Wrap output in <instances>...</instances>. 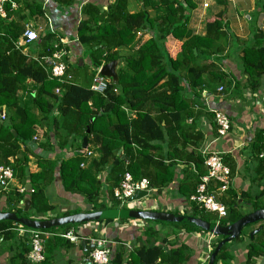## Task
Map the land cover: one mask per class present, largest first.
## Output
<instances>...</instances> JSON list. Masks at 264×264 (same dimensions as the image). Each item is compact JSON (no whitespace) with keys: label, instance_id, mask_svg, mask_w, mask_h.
I'll use <instances>...</instances> for the list:
<instances>
[{"label":"trees","instance_id":"1","mask_svg":"<svg viewBox=\"0 0 264 264\" xmlns=\"http://www.w3.org/2000/svg\"><path fill=\"white\" fill-rule=\"evenodd\" d=\"M57 1L64 5L73 2ZM159 2L157 16L161 18L156 19L150 18L146 9L129 13L123 0H116L113 6L102 13L89 5L84 6L83 11L88 16L81 20L78 26L77 41L87 49L92 68L98 67L102 61L118 60L120 57L113 49L131 44L137 31H156L133 56L123 58V65L116 69L117 83L109 81L104 94L90 89L92 70L87 84H80L74 79L75 74L66 55L63 60L68 65L66 74L71 75V81L61 83L57 79L49 78L48 64L15 49L14 41L21 36L23 27H19V23L14 21L7 22L6 18L1 19L7 34L0 36V112H5V119L0 121V164L8 165L9 157L16 158L14 162H18V165L16 169L13 168V173L21 181L27 177L32 184L30 201L36 215L54 210V206L49 204L45 196L44 185L47 180L52 179L56 167L64 189L84 196L85 203L93 206L92 210L106 207L105 204H96L104 181H112V186L116 187L125 171L135 180L147 178L150 187L159 190L168 186L174 178L175 164L172 161L192 162L197 175L194 179L186 177L179 184V191L187 197L195 191L199 177L206 173L202 154L196 149L184 151L183 122L194 115L184 94V85H188L195 91V95H199L198 91L200 92L203 85L210 87L217 83H229L225 81L226 76L222 71L210 70L212 63H198L201 59L207 61L211 54L221 52L223 24L221 20L215 19L206 24L204 36H192L187 29V0ZM7 6L8 4L5 7L9 9ZM36 7L37 11L33 14H42L40 8ZM260 10L264 12V1ZM169 35L176 39L187 37L174 58L170 57L164 47V41ZM59 39L50 32L40 38V44H44L43 56L52 54L56 42L58 47L66 51L70 46L74 47L70 44L62 45L58 42ZM51 41L53 42L50 43ZM261 45L262 42L246 48L242 56L243 72L248 75L245 86L251 91L258 89L259 78L264 74V46ZM96 46L100 48L95 50ZM98 50H104L105 53H101L102 56H93V52ZM73 65L79 67L77 62ZM182 72L185 78L182 77ZM27 80L33 82L34 92L26 87ZM57 87L60 90L58 94L55 93ZM24 92L27 95L26 99L22 100ZM127 112L134 113L135 116L131 117ZM37 125H44L47 129L44 134L46 145L42 146L43 148L52 149L50 140L53 135L58 140L60 149L73 147L74 154L60 162H51L44 156L42 162L38 161L41 170L31 173L27 169L28 146L34 149L35 141L39 140L36 135ZM84 137L91 152L88 156L81 148ZM249 146L250 166L247 169L252 174L251 184L259 185L257 183L264 182V157H259L264 149L263 128L256 133ZM121 150L124 151L123 159H128L127 164L125 160H120L121 154L119 156L118 153ZM224 162L230 167L233 177V165L227 159H224ZM103 170L107 171L104 181L100 175ZM15 172H18V175ZM231 185L232 183L225 192L218 195V200L227 209L226 215L219 221L222 225L230 224L248 212L264 206V185L255 195L251 190L238 194ZM16 194L22 199L23 195ZM244 203L251 205L249 210L243 209ZM203 212L200 217L210 221ZM70 213L72 212H66L64 216ZM174 224L189 230L206 232L192 225ZM12 225L19 224L0 222V235L4 240H18L22 250L16 253V259H20V264H29L26 260L30 248L28 234L16 232ZM71 226L64 225L61 229L64 228L65 231ZM58 228L53 227L48 231ZM145 235L149 241L156 233L152 228H148ZM246 236L241 233V240ZM55 239H60V236H55ZM247 240L246 263L253 264L255 258L264 255V221L252 239L248 233ZM47 244L49 245V242ZM10 249L14 247L11 246ZM129 255L130 259L126 264H185L188 258L182 247L167 252L153 244H144ZM231 256L225 244L215 257L214 264L219 261L227 264ZM124 259L122 252L118 251L110 261L111 264H124ZM39 264H51V259L45 256V260Z\"/></svg>","mask_w":264,"mask_h":264},{"label":"crops","instance_id":"2","mask_svg":"<svg viewBox=\"0 0 264 264\" xmlns=\"http://www.w3.org/2000/svg\"><path fill=\"white\" fill-rule=\"evenodd\" d=\"M115 1L73 0L69 5H64L57 0H13L16 7L11 8L10 4L7 3L9 9L6 8V17H0V36L7 34L6 27L1 19L6 18L7 22L14 21L19 23V27H23L21 36L25 30V26H30L37 33L38 39L30 46L28 45L23 48L22 51L29 57L36 58L43 57L44 44H40V38L44 37L47 32H50L55 37L70 41V45L74 46H70L67 51L70 63L74 64L77 62L79 66H83L85 63L81 56L83 47L77 41L78 26L81 20L86 19L88 16L84 13L83 8L85 5H89L97 9L99 13H102L113 6ZM263 1L187 0V14L189 16L187 29L190 35L202 37L206 34V24L208 22H212L215 19L221 20L223 24L221 52L211 54L207 61L201 59L198 63H212L213 66L210 67V70L216 71L217 69L222 71L224 76H226L225 81L227 80L229 83L225 85L217 83L210 87L203 85L200 92L198 91L199 95H195V91H192L188 85H184V94L188 103L191 104L194 113L193 117L186 118L183 122L182 129L185 137L182 140L185 145L184 151L196 149L201 153L204 148H207L208 151L220 153L223 160L227 159L233 165L231 186L238 194L241 191L251 190L252 194L255 195L264 185L257 187L252 185V174L247 169L250 166L249 143L260 129H264V74L259 78L258 89L251 91L245 86L248 75L243 72L242 65V56L246 48L257 46L261 42V46H264V12L260 10ZM144 2L146 3V8ZM123 3L129 13H136L146 9L150 18H161V16H157L160 8L159 0H123ZM30 4H32L31 7H29ZM36 6L40 8L42 14L37 12L33 14V12L37 11ZM155 32L154 29L137 31L136 37L131 44L113 49L120 57V60H117L116 69L118 66L123 65V58L133 56L140 46ZM185 40H187V37L183 39H176L172 35L166 37L164 47L170 57L174 58L177 55L181 50L182 42ZM99 48L98 46L94 47L95 50ZM194 52L196 53L195 48ZM104 53L105 51L103 50L102 55ZM85 59L91 67L90 55L88 54ZM100 60H102V57ZM91 69L93 68L91 67ZM181 74L185 78L184 73L182 72ZM74 79L76 80V75ZM27 86L34 92L31 80H27ZM26 95L27 93L24 92L22 100L26 99ZM213 111L224 113L230 121V130L224 136L218 135L217 126L214 128L216 124L213 119ZM128 114L131 117L135 116L134 113ZM46 132L47 129L44 125H37L36 135L39 140L35 141L34 149L28 146L27 169L31 173H37L41 170L38 163L42 162L44 156L51 162H60L74 154L73 147L60 149L58 140L53 135H51L50 140L52 149L43 148L42 146L46 145L44 141V134ZM84 149L82 148V150ZM118 154L119 156L121 154L120 160H125L127 164L128 159H123L124 151L121 150ZM19 157L21 158V155ZM87 159L89 160V158ZM7 160L8 165L12 169L14 167L15 169L17 168L18 162H14L16 158L9 157ZM172 162L175 164L174 178L168 186L159 190L156 187L151 188L149 190L151 192L150 198L146 199V196L142 198V201H135L133 204H126L124 206L118 204L114 198L112 191L115 187L112 186V181L106 182L107 171L103 170L100 175L102 176V181L105 180V183L96 204H105L106 207L97 210L127 207L130 209L138 210L140 208L139 210L167 212L201 218L200 214L203 211L193 202L189 201L188 197L190 195L187 197L183 192L179 191L180 182L186 177L194 179V176L197 175L195 165L192 162L185 163L182 160H174ZM204 170L206 172V169ZM15 174L18 175V172H15ZM27 183H30L27 177L21 181L19 177L13 175L7 190L0 193V211L15 212L23 217L38 219L60 217L64 216L66 212H72L70 214H73L94 211L91 204L85 203L84 196L64 189L57 167L54 168L52 179L47 180L44 185L45 196L49 204L54 206L53 211L45 212L42 215L34 213L30 201L33 186L30 183L31 188H28ZM16 193L23 195L22 199L18 198ZM24 198L29 200V209L27 211H24V204L22 203ZM250 207L251 205L244 203L243 209L249 210ZM23 212H28V215L22 214ZM203 213L210 219V222L216 219V215L213 213ZM3 223L8 224L7 221H3ZM174 223L132 218H116L111 221L102 219L84 222L72 225L65 230L72 232L73 236L76 237L74 241L61 237L60 234L65 232L63 231L64 228L52 231L47 230L46 232L50 235L44 241V247L47 249L45 256L51 259V264H84V259L90 261L89 251L91 249H87V246L93 245V240L100 239L105 241L104 245L110 250L111 258L116 252H122L125 258L124 264L130 259L129 254L144 244L148 246L150 244L160 246L167 252L171 249L182 247L185 249V253L188 254L185 264H205L203 258L206 253L204 246L207 233L189 230L184 226H178ZM12 226L16 232L22 233L20 229L23 226ZM255 227L256 225L251 227L247 233H250ZM148 228H152L156 233V236L154 235L149 238V241H147L145 235V231ZM55 236H60V239H55ZM221 238L214 236L213 244L214 242L216 244ZM243 238L238 241L241 243L234 240L227 243V249L232 255L228 264H247L248 240L246 237ZM81 241L86 245L84 248L81 246ZM48 242L49 245L47 244ZM243 243L245 247L240 246ZM11 246L14 249H10ZM21 250V243L18 240H4L3 236L0 235V264H20V259H16V253ZM109 264H111V261ZM218 264L223 263L219 261ZM253 264H264V255L255 258Z\"/></svg>","mask_w":264,"mask_h":264},{"label":"built area","instance_id":"3","mask_svg":"<svg viewBox=\"0 0 264 264\" xmlns=\"http://www.w3.org/2000/svg\"><path fill=\"white\" fill-rule=\"evenodd\" d=\"M9 3L11 8H15L16 4L13 0H0V17H6V4ZM38 38L37 33L28 25L25 26V30L22 36H19L14 41V47L17 50H21L28 46ZM62 45H69L68 39L60 38L59 41ZM55 50L50 56L36 57L33 58L39 62H45L48 64V75L49 78L57 79L61 83H68L71 81V75H67V63L63 60V57L67 54V51L58 47V43L54 44ZM69 57V56H68ZM104 62L102 61L98 67H93V77L90 84V89L93 92L104 94L107 89L109 79L100 73V69ZM221 90V88H219ZM60 92L59 87L55 89V93ZM214 122L217 126V133L219 136H224L230 130V121L228 117L220 112L213 111ZM5 119V112H0V121ZM85 155H90L88 147L84 149ZM203 156V166L206 169V173L199 177V182L195 188V191L188 197L189 201L193 202L200 210L204 212L213 213L216 215L215 223H219L220 219L226 215V206L218 200V195L222 194L232 183V176L230 167L224 162L222 156L218 152L208 151L204 148L201 151ZM259 157H264V149L260 152ZM13 169L10 165L0 164V193L6 191L10 181L13 178ZM151 189L150 183L147 178L133 179L132 175L125 171L121 176L118 185L113 189L112 194L117 200L118 204L124 206L127 203V199L137 190ZM33 191V190H32ZM20 232L27 233L29 235V251L26 254V259L29 264H39L45 260V248L44 241L50 235L43 230H34L28 228L20 229ZM61 237L70 240H75L71 231H65L60 234ZM214 235L207 233L205 240L206 253L203 258L204 263H208L210 253L212 252ZM94 248L89 251V259L93 264H109L110 250L105 247V241L95 239L92 241ZM144 264V263H137Z\"/></svg>","mask_w":264,"mask_h":264},{"label":"water","instance_id":"4","mask_svg":"<svg viewBox=\"0 0 264 264\" xmlns=\"http://www.w3.org/2000/svg\"><path fill=\"white\" fill-rule=\"evenodd\" d=\"M79 61L81 62V60ZM116 67H117V60H111L109 62L104 63L100 69V73L106 78H108L114 84H116L118 81ZM86 147H87V139L84 137L81 142V148H86ZM27 187L31 188V184L27 183ZM148 195H151L150 191L137 190L127 199V203L138 201ZM22 203L24 204V211H27L29 209V200L27 198H24L22 200ZM116 218H132L138 220H156V221L184 223L205 230L207 233H210L214 236L222 237L215 244L208 259L207 264H214V259L223 245L233 240L235 242L241 240V233L246 225H249L253 222L264 221V206L262 208L248 212L247 214L243 215L236 221L226 225L206 221L202 218L195 216H184V215H177L167 212H158V211H150V210H139V209L137 210V209H130L127 207L126 209L116 208V209L94 210L90 212H77L66 216L53 217L47 219L28 218V217L20 216L15 212L0 211V222L3 221L14 222L23 227L34 230L35 229L46 230L49 228L60 227L64 225H73L84 222L98 221L102 219H116ZM258 231L259 228L252 230L249 233L250 239H252L253 235ZM81 246L82 248L86 246L83 241H81ZM92 248H94V245L87 246V249H92ZM83 263L91 264V262L87 261L86 259L83 260Z\"/></svg>","mask_w":264,"mask_h":264},{"label":"rangeland","instance_id":"5","mask_svg":"<svg viewBox=\"0 0 264 264\" xmlns=\"http://www.w3.org/2000/svg\"><path fill=\"white\" fill-rule=\"evenodd\" d=\"M82 54H81V56L83 57V59H84V65L83 66H79V67H76V66H74L73 64H71L72 65V72L76 75V81L78 82V83H80V84H83V85H85V84H87V82H89V78H90V75H91V67H90V65L86 62V59L85 58H87V56H88V51H87V49L86 48H83L82 49ZM101 53H102V51L101 50H98V51H94L93 52V56H96V55H101ZM257 184H259L260 186H262L263 184H264V182L263 183H257ZM259 185H254L255 187H257V186H259ZM148 198H150V195H148L147 197H146V199H148ZM146 199H145V201H146ZM261 199V198H260ZM263 199H264V197H263ZM143 199H140V200H138V201H142ZM135 202V201H134ZM133 204V203H132ZM121 209H126V208H121ZM140 209V208H139ZM22 214H24V215H28V212H23ZM212 218H213V216H212ZM260 223H263V221H259ZM259 222H253V223H251L250 225H246L244 228H243V231H242V234L244 233V234H246L247 236V239H248V230L251 228V227H254L255 226V224H257V223H259ZM73 225H75V224H73ZM61 227H63V226H60L58 229H61ZM50 229V228H49ZM49 229H47V230H49ZM217 238H218V236H217ZM238 243H241V242H238ZM240 246H244L245 247V245H244V243L241 245L240 244ZM227 264H228V262H227Z\"/></svg>","mask_w":264,"mask_h":264},{"label":"flooded vegetation","instance_id":"6","mask_svg":"<svg viewBox=\"0 0 264 264\" xmlns=\"http://www.w3.org/2000/svg\"><path fill=\"white\" fill-rule=\"evenodd\" d=\"M260 224H261V223H257V224H255L256 227H255L254 229L259 228V225H260Z\"/></svg>","mask_w":264,"mask_h":264}]
</instances>
